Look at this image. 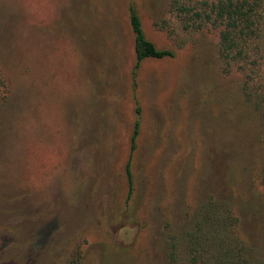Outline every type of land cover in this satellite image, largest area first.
<instances>
[{
  "label": "rangeland",
  "instance_id": "rangeland-1",
  "mask_svg": "<svg viewBox=\"0 0 264 264\" xmlns=\"http://www.w3.org/2000/svg\"><path fill=\"white\" fill-rule=\"evenodd\" d=\"M171 2L0 0V264H168L204 206L264 254V111Z\"/></svg>",
  "mask_w": 264,
  "mask_h": 264
},
{
  "label": "trees",
  "instance_id": "trees-1",
  "mask_svg": "<svg viewBox=\"0 0 264 264\" xmlns=\"http://www.w3.org/2000/svg\"><path fill=\"white\" fill-rule=\"evenodd\" d=\"M170 6L185 29H219L223 71H242L249 96L256 95L257 105L264 111V0H172ZM129 20L137 64L174 56L173 50L157 47L146 36L132 4ZM8 92V81L0 70V105ZM127 173L131 176L129 165ZM186 243L181 250L176 243L172 245L168 264H264V254L242 233L228 206H204L186 231Z\"/></svg>",
  "mask_w": 264,
  "mask_h": 264
}]
</instances>
